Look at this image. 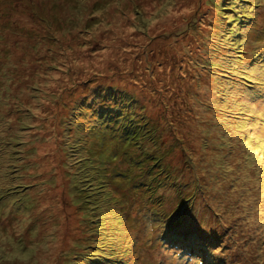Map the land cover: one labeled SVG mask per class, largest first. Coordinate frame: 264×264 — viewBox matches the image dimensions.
Segmentation results:
<instances>
[{"label":"rangeland","instance_id":"1","mask_svg":"<svg viewBox=\"0 0 264 264\" xmlns=\"http://www.w3.org/2000/svg\"><path fill=\"white\" fill-rule=\"evenodd\" d=\"M0 264H264V0H0Z\"/></svg>","mask_w":264,"mask_h":264},{"label":"trees","instance_id":"2","mask_svg":"<svg viewBox=\"0 0 264 264\" xmlns=\"http://www.w3.org/2000/svg\"><path fill=\"white\" fill-rule=\"evenodd\" d=\"M169 232H170V234H168V235H165V237H163L165 240H167V239H172L174 236H176V237H179V235H178V233H176V231H173V230H170L169 229ZM103 244H104V242H102ZM108 254H110V255H112V256H114V257H116L117 259H119L118 257H117V255L114 253V252H112V251H110V253H108ZM199 254V253H198ZM121 262H123V260L124 259H119Z\"/></svg>","mask_w":264,"mask_h":264}]
</instances>
